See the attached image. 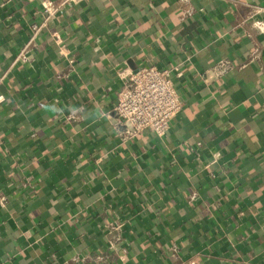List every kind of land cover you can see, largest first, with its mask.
<instances>
[{"label":"crops","instance_id":"crops-1","mask_svg":"<svg viewBox=\"0 0 264 264\" xmlns=\"http://www.w3.org/2000/svg\"><path fill=\"white\" fill-rule=\"evenodd\" d=\"M258 20L264 0H81L49 18L0 0V264H264ZM221 58L233 68L210 72ZM151 65L183 109L124 140L116 92Z\"/></svg>","mask_w":264,"mask_h":264},{"label":"built area","instance_id":"built-area-1","mask_svg":"<svg viewBox=\"0 0 264 264\" xmlns=\"http://www.w3.org/2000/svg\"><path fill=\"white\" fill-rule=\"evenodd\" d=\"M81 0H61L55 6L53 0H39L41 11L49 18L62 11L65 5ZM252 13V12H250ZM253 25L263 29L262 22L254 21ZM40 27L32 24L29 44L36 45V36ZM27 52L24 50L23 54ZM228 59L217 60L210 72L220 74L232 69ZM177 76H181L178 72ZM183 109V100L178 86L171 77L170 70L156 66H141L131 72L116 92L112 108L114 125L120 129L122 139L131 140L146 129H151L158 136H163L169 126V121ZM120 235H116L111 245L119 244Z\"/></svg>","mask_w":264,"mask_h":264}]
</instances>
